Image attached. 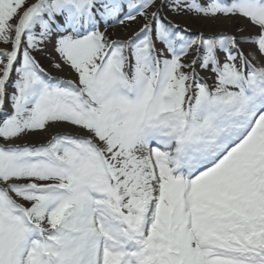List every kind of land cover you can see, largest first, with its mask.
<instances>
[{
	"label": "snow or ice",
	"instance_id": "6c2138e0",
	"mask_svg": "<svg viewBox=\"0 0 264 264\" xmlns=\"http://www.w3.org/2000/svg\"><path fill=\"white\" fill-rule=\"evenodd\" d=\"M0 264H264V0H0Z\"/></svg>",
	"mask_w": 264,
	"mask_h": 264
},
{
	"label": "rangeland",
	"instance_id": "374dc122",
	"mask_svg": "<svg viewBox=\"0 0 264 264\" xmlns=\"http://www.w3.org/2000/svg\"><path fill=\"white\" fill-rule=\"evenodd\" d=\"M247 51V49H245ZM46 64V63H45ZM45 66V65H44ZM46 67V66H45Z\"/></svg>",
	"mask_w": 264,
	"mask_h": 264
}]
</instances>
